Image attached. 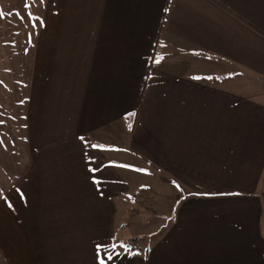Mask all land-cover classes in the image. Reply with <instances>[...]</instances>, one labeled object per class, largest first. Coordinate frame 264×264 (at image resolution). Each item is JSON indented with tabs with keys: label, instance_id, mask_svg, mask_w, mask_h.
Instances as JSON below:
<instances>
[{
	"label": "crops",
	"instance_id": "obj_1",
	"mask_svg": "<svg viewBox=\"0 0 264 264\" xmlns=\"http://www.w3.org/2000/svg\"><path fill=\"white\" fill-rule=\"evenodd\" d=\"M28 28L6 263L264 264V0H47ZM150 174L175 200L143 223Z\"/></svg>",
	"mask_w": 264,
	"mask_h": 264
},
{
	"label": "rangeland",
	"instance_id": "obj_2",
	"mask_svg": "<svg viewBox=\"0 0 264 264\" xmlns=\"http://www.w3.org/2000/svg\"><path fill=\"white\" fill-rule=\"evenodd\" d=\"M46 3L47 0H0V196L27 168L24 115L32 55L26 44L32 39L28 27L33 14ZM149 176L152 179L145 180L143 175H137V187L131 194L142 207L129 216H137L143 223L147 214L153 216V221H160L164 217L161 215L170 213L175 200L160 176ZM261 188L264 189V176ZM140 221H135L138 228L141 226L139 230L144 227ZM0 264H7L1 252Z\"/></svg>",
	"mask_w": 264,
	"mask_h": 264
},
{
	"label": "trees",
	"instance_id": "obj_3",
	"mask_svg": "<svg viewBox=\"0 0 264 264\" xmlns=\"http://www.w3.org/2000/svg\"><path fill=\"white\" fill-rule=\"evenodd\" d=\"M133 120H134V118L131 120V123H130V126L131 127L133 126Z\"/></svg>",
	"mask_w": 264,
	"mask_h": 264
},
{
	"label": "snow or ice",
	"instance_id": "obj_4",
	"mask_svg": "<svg viewBox=\"0 0 264 264\" xmlns=\"http://www.w3.org/2000/svg\"><path fill=\"white\" fill-rule=\"evenodd\" d=\"M0 15H2V14H0ZM159 61H157V63H158ZM109 259H111V256H109ZM101 264H103V262H101Z\"/></svg>",
	"mask_w": 264,
	"mask_h": 264
}]
</instances>
